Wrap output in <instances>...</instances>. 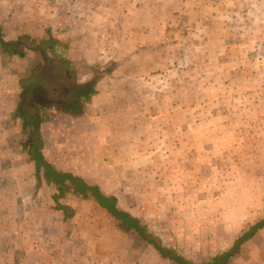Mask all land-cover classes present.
<instances>
[{"label":"rangeland","instance_id":"1","mask_svg":"<svg viewBox=\"0 0 264 264\" xmlns=\"http://www.w3.org/2000/svg\"><path fill=\"white\" fill-rule=\"evenodd\" d=\"M4 20L39 27L32 38L53 22L61 41L59 55L44 58L31 48L48 44L24 37L26 57L0 58V70L36 82L24 93L26 114L93 101L104 120L119 116L110 141L106 126H91L99 147L49 140L55 160L46 157L59 169L99 184L195 262L228 250L264 217V0H0ZM98 80L99 95L85 98L84 85ZM54 106L39 110L52 119ZM20 123L0 126V264H174L94 198L36 183L32 137ZM80 154L93 162L70 165ZM227 264H264V228Z\"/></svg>","mask_w":264,"mask_h":264},{"label":"trees","instance_id":"2","mask_svg":"<svg viewBox=\"0 0 264 264\" xmlns=\"http://www.w3.org/2000/svg\"><path fill=\"white\" fill-rule=\"evenodd\" d=\"M26 37L36 44L47 43L48 48L43 49L40 47L31 48L37 51L44 58L47 57V52L58 54L59 51L57 45L61 43L60 40L52 35L48 31L47 38H32L28 34L19 36L16 40L8 41L4 38L3 26H0V49L10 55H17L24 57L27 54L26 50L20 48L21 45H26L27 43L23 41ZM61 56V55H60ZM113 64V63H112ZM118 62H115V66L110 68H115ZM90 69L94 71L105 72L110 74L111 71H104L103 69H98L97 66H89ZM107 68V67H106ZM97 80V79H96ZM31 84L34 85L35 81L31 80ZM94 82H89L87 85L89 89L84 92L85 98L90 99L95 93ZM25 87V86H23ZM86 88V87H85ZM26 93V91L24 92ZM24 95H21V100L24 99ZM52 104H41L39 108L34 113L26 114V110L22 107V110L18 109L17 114L22 119L20 131L21 134L26 133V135H31V147L28 151L29 158L32 160L34 165V175L36 183L43 179L46 184L55 186L60 192L72 191L74 195H80L84 198L92 197L96 200L99 206L104 208L109 212L117 221L119 228L126 232H134L137 238L145 241L151 245L158 254L166 260L173 262L174 264H227L236 254L240 253L243 244L252 239L260 230L264 228V217L257 220L256 222L250 224L247 228L243 229L242 232L236 237L231 248L224 252H218L214 254L210 259L202 262H195L183 254H180L175 248L163 244L162 240L155 235L150 234L146 227L142 224L138 217L134 216L130 212L120 209L117 205V198L114 195L105 193L99 184L90 183L85 178L80 175H76L71 171L59 169L53 162H51L43 152L44 141L41 134V124L47 120L40 112V108H50ZM58 110L63 111L67 114L79 115L84 112V104L78 105L75 108L62 107L61 105H56Z\"/></svg>","mask_w":264,"mask_h":264},{"label":"crops","instance_id":"3","mask_svg":"<svg viewBox=\"0 0 264 264\" xmlns=\"http://www.w3.org/2000/svg\"><path fill=\"white\" fill-rule=\"evenodd\" d=\"M41 21H44V20L41 19ZM54 21H58V20H54ZM51 23L46 24L44 33L43 32L39 33V34H41V37L46 35V28H47V31L51 32V30L48 28L52 25L54 27V23L53 22H51ZM0 25L4 27L3 28L4 38L8 41H12L13 38H11V37L18 38L19 36L24 35V33L28 34V35H30L31 33L34 35H37V33H34V31H36V30L40 31L39 27H31L32 30H30L29 29L30 26L28 24L20 26V23H17L13 27V26H11L12 24L11 25L7 24V22L5 20L3 22H1ZM47 35H48V33H47ZM6 55H8L10 58L12 56L8 53L3 52L0 49V58L5 57ZM15 56H17V55H15ZM18 57H20V56H18ZM24 57H26V56H24ZM20 58H23V57H20ZM2 70H0V126L1 127L4 126V131H6L7 130V127H6L7 121H9V120L13 121L15 118L17 120V117H19V115L16 112L18 109L22 110V107H23L22 105L25 101V97L23 100H21V98H20L21 95H24L25 91L26 92L31 91V89H32L31 87L32 86L34 87L36 82L34 83V85L31 84V82H30L31 80L28 79V75L25 76L23 73H20V74L16 73V77L15 78H14V76L12 77L11 68L7 70V68L3 67ZM26 77H27V79H26ZM25 79H26V81H24ZM104 79H107V78H104ZM108 80H112V77H108ZM114 81H117V82L122 81V78L121 79L120 78L114 79ZM80 82L86 83L85 80L83 82H82V80H80ZM99 83H100L99 80L95 83V86H96L95 89H97V90H99V88H98ZM23 86H25V87H23ZM98 95H99V92L96 91V93L94 95L95 98ZM103 107L104 106L102 103L91 101L89 103H86V105H84V112L82 114L72 115V114L64 113L61 110H58L56 108V105H55L53 107V110H54L53 114L56 113V115L54 114L52 119L47 117V120L42 122V124H41V134H42V138L44 141V148H43L44 154L45 155L50 154V156H52L53 159L55 160L54 154L51 153L48 149L49 145H47V142L49 140H53V139L55 140L59 137L61 139L58 140V144H53V146H54L53 148H66V147L70 148V147H72V144H70V142H72L73 140L83 142L81 144H78L77 146L74 145V147H76V148L89 149V148H92L93 146L99 147V146H95L91 143L92 138L94 139L95 137H97V140L100 142V138H99L98 133L95 130L91 131V129H92L91 126H93V125H97V126L104 125L110 129L111 126L116 123L115 121H118V117H119V116L117 117V115H115V114H112V117H110L109 120H107V121L104 120L105 116L102 115V112H101V114L97 113ZM60 117H63V118H60ZM55 119H60V121L57 123L55 121ZM20 121L22 122L21 118H20ZM52 127L54 128V131L50 132L49 128H52ZM106 127H104L102 133H104V135L107 136L106 137L107 141H110L109 139L113 135V133H112L111 129L109 131L108 128H106ZM21 130H22V128H21V123H20V128H19L18 132H20ZM63 132H66L65 135H67V139L64 136ZM116 133H118V132H116ZM61 134H63V136ZM99 134H101V133H99ZM104 135L102 134L103 137H104ZM117 136H119V134ZM117 136H116V139H117ZM61 141H62V143H60ZM67 142H68V144H66ZM80 155L81 156H79V157L73 156L72 160L68 161L69 164L79 166V165L91 164L93 162L92 159L85 156L86 154H80ZM55 162L57 163V161H55ZM69 170L72 171L73 168H69Z\"/></svg>","mask_w":264,"mask_h":264},{"label":"flooded vegetation","instance_id":"4","mask_svg":"<svg viewBox=\"0 0 264 264\" xmlns=\"http://www.w3.org/2000/svg\"><path fill=\"white\" fill-rule=\"evenodd\" d=\"M57 86H55L54 88H56ZM58 87H59V89L58 90H65V87H64V84L63 83H60L59 85H58ZM57 89V88H56Z\"/></svg>","mask_w":264,"mask_h":264}]
</instances>
